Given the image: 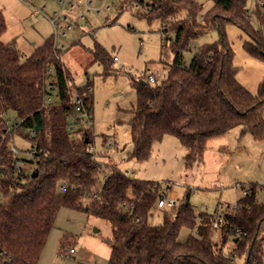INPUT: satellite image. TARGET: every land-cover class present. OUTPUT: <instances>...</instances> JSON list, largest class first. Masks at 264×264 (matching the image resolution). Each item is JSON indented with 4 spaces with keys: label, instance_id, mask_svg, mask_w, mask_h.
Returning a JSON list of instances; mask_svg holds the SVG:
<instances>
[{
    "label": "trees",
    "instance_id": "obj_1",
    "mask_svg": "<svg viewBox=\"0 0 264 264\" xmlns=\"http://www.w3.org/2000/svg\"><path fill=\"white\" fill-rule=\"evenodd\" d=\"M122 1L128 7L136 3L142 8L140 16L150 22H162V50L174 54L162 81H134L137 101L128 122L133 144L129 158L147 161L154 144L166 135L177 137L187 149V166L202 161L211 138L237 126L264 140V82L257 95L238 82L222 31L226 22L238 25L252 39L247 51L264 61V0H257L253 13L247 0H212L202 18L203 4L197 0ZM252 17L261 30L253 28ZM7 28L0 9V264H40L62 207L84 209L111 224L108 264H230L234 255H245V264H264V202L258 199L256 184L244 187V197L224 213H201L198 224L188 197L161 224H150L152 209L165 194L154 182L131 178L115 164L99 163L93 135L83 127V112L76 110L82 105L92 116L93 82L88 79L72 88L63 51L53 38L23 61L15 45L2 41ZM212 29L221 31V40L203 45L187 65L184 53L191 50L192 40ZM88 51L94 62L111 69L114 58L101 45ZM53 90L58 100L48 103ZM10 112L17 119L13 127L7 121ZM15 135L30 142L28 159L12 151ZM218 216L223 223L215 229ZM183 227L196 232L186 243L177 240ZM218 231L221 244L214 241ZM227 243L230 255L223 251Z\"/></svg>",
    "mask_w": 264,
    "mask_h": 264
},
{
    "label": "rangeland",
    "instance_id": "obj_2",
    "mask_svg": "<svg viewBox=\"0 0 264 264\" xmlns=\"http://www.w3.org/2000/svg\"><path fill=\"white\" fill-rule=\"evenodd\" d=\"M59 0H34L37 9L46 8L48 15L61 9ZM203 4L201 18L213 6L212 0H197ZM148 2V0H145ZM257 0H247L250 13L256 10ZM8 28L2 41L15 45L22 60L31 57L36 49L53 38V29L45 15H34L33 10L17 0H0ZM141 7H128L122 0H93L90 9L81 6L70 13L72 25L65 36L58 40L62 49V62L70 72L72 88L93 82L94 109L90 117L92 127L84 121L83 127L93 135V151L102 164H115L129 177L154 182L167 199L174 196L179 206L185 198L194 209L199 223V215L224 213L233 208L244 197L245 188L256 184L258 199L264 202V140H257L251 132L237 126L227 133L211 138L201 162L187 166V149L173 135H166L153 146L147 161L129 158L133 144L128 135V122L133 117L137 94L134 81H148L153 74L162 81L174 60L170 49L162 50L163 24L159 20L150 22L140 16ZM184 15V14H183ZM255 30L261 27L252 17ZM222 31L233 52V65L237 69V80L251 94L257 95L264 82V61L247 51L246 44L251 37L238 25L226 22ZM264 35V29L261 30ZM169 36L174 37L173 32ZM221 31L212 29L191 42V50L184 53V62L189 65L194 54L205 44L219 42ZM101 45L113 61L111 69L94 62L89 49ZM53 72V69H52ZM56 92L50 95L57 102ZM8 125L17 123L16 115L10 112ZM81 126H76L79 129ZM14 146L21 159L29 158L30 142L15 135ZM0 194V201H1ZM171 208L157 205L152 209L149 222L159 225ZM196 232L183 227L177 237L186 243ZM112 237L110 223L88 213L84 209L62 207L51 228L40 264H108L111 256L109 239ZM214 241L221 244L219 231ZM70 249L74 250L70 254ZM230 255L232 247H223ZM245 255H234L230 264H245Z\"/></svg>",
    "mask_w": 264,
    "mask_h": 264
},
{
    "label": "built area",
    "instance_id": "obj_3",
    "mask_svg": "<svg viewBox=\"0 0 264 264\" xmlns=\"http://www.w3.org/2000/svg\"><path fill=\"white\" fill-rule=\"evenodd\" d=\"M19 3H22L28 7H30L33 10L34 15H45L48 17L49 22L52 26L53 29V40H54V46L58 49V40L65 36L66 32L68 30L71 29L72 25L69 22L70 19V13L75 11L76 9H79L81 6H84L87 9H90V4L92 3L93 0H59V4L61 6V9L58 11H54L51 15H48L46 12V8L43 7L42 9H37L34 7L33 3L34 0H17ZM136 6V3L133 4ZM63 47L60 49L62 50ZM118 59L115 57L114 61H117ZM52 74V70L50 69L48 71V75ZM148 81L151 84H155L158 82V80L156 79V77L153 74H150L148 76ZM78 96H75V99H77ZM78 101H80L79 99H77ZM48 103L52 102L51 97L48 98L47 100ZM76 110L79 112H83V115L85 117L84 121L86 122L87 125L92 127V120H91V116L85 111V108L82 105H78L76 107ZM12 151L14 152V154L18 155L19 154V150L14 147L12 149ZM32 155L31 152H29V156ZM22 165V162L20 160L17 161L16 166L17 168H19ZM159 208H164L165 206H168L169 208H173L175 206H177V202L175 200V197L172 196L169 199H167L166 194L164 195V197L158 202L157 205ZM223 223V218L218 216L217 220L214 222L213 227L215 229H218L220 227V225ZM70 254L74 253L73 249H70L69 251Z\"/></svg>",
    "mask_w": 264,
    "mask_h": 264
},
{
    "label": "water",
    "instance_id": "obj_4",
    "mask_svg": "<svg viewBox=\"0 0 264 264\" xmlns=\"http://www.w3.org/2000/svg\"><path fill=\"white\" fill-rule=\"evenodd\" d=\"M141 84L144 85L145 82L144 81H141ZM36 175H37V172L34 173V176H36Z\"/></svg>",
    "mask_w": 264,
    "mask_h": 264
},
{
    "label": "crops",
    "instance_id": "obj_5",
    "mask_svg": "<svg viewBox=\"0 0 264 264\" xmlns=\"http://www.w3.org/2000/svg\"><path fill=\"white\" fill-rule=\"evenodd\" d=\"M127 133H128V135L130 136V128H129V130H128V132H127Z\"/></svg>",
    "mask_w": 264,
    "mask_h": 264
}]
</instances>
